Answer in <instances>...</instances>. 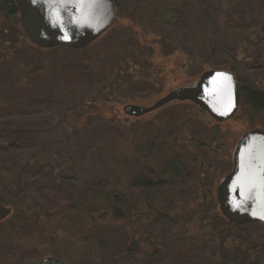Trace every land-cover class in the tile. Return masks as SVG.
<instances>
[{
  "label": "rangeland",
  "instance_id": "374dc122",
  "mask_svg": "<svg viewBox=\"0 0 264 264\" xmlns=\"http://www.w3.org/2000/svg\"><path fill=\"white\" fill-rule=\"evenodd\" d=\"M140 1L142 0H119L118 21L95 42L94 48L92 46L83 52L79 51L80 53L66 49L41 52L30 47L19 48V39L22 37L20 25L4 24V20L0 17V45L7 43L21 49L14 51V59L0 58V129L5 128L11 132L12 138L8 139L5 147L15 145L14 148L17 150L16 156L14 154L9 157L8 162L0 159L2 185L9 186L15 183V179H20L18 163L31 158L30 165L35 168L34 170L40 169L46 172V169L41 167L46 165L47 170L52 172L39 176H51L54 180L73 177L75 182L72 188L75 190L89 186L88 178L83 176L84 164L91 150L94 151V148L97 150V146L101 144L103 133L98 127L103 119L85 116L83 111H86L106 115L110 118L104 120L106 123L120 125V128H116L113 145L115 151L110 156L111 162L100 167L98 164H101V161L93 163L94 168L98 167L97 177L99 179L107 177L115 191H125L126 184L132 181L131 172L140 169V164L144 163L143 160L142 163L133 161L139 151V142L142 138H145L146 145L157 136H161L162 139L181 138L184 134L186 139L194 137L200 142H211L216 139V145L219 144L221 147L218 148L219 154L203 151L196 155L197 160L203 162L206 173L200 179L193 176L195 183L188 186L185 182L183 187L186 190L190 187L192 192L194 189L202 192L206 188L207 194L212 193V197L210 195L207 197V209L215 211L212 207L214 204L220 213L216 204L215 190L218 180L231 168L233 143L247 129L255 126L264 129V107L255 111L240 99L241 105L237 114L223 123H216L194 104L181 101H172L139 118L126 116L123 112L125 103L150 105L170 89L187 85L203 70L212 68L207 65L205 58L200 59L198 53L193 52L191 41L186 45L181 44L172 48L165 42L158 41L160 38L156 28H153V25L151 28L148 27L147 18L140 23L136 32H132L130 25L125 24L123 19L132 22L139 20V13L143 11L142 6L138 5ZM144 17H146L145 12ZM221 19L225 20L226 15L221 16ZM222 20L220 23H223ZM142 36L146 37V41ZM153 39H156V42H151ZM188 45H191V49L187 48ZM157 50L161 51L166 61L162 62V66L158 67L155 73L156 69L150 68L149 58L152 59L153 65H160L153 61L154 57H150L151 53L144 54V51H152L154 54ZM83 57L92 60L98 57L102 59L111 70H115L116 78L126 82L125 87L116 90L113 97L111 92L101 94L97 92L102 85L95 86V79L92 80L96 72L93 70L95 66L93 69L84 68ZM119 58L130 60L128 63L121 62L117 67L120 72H117L116 64L119 61L115 59ZM251 62L254 64L253 61L246 64ZM136 69L138 71L134 72ZM251 70L245 71V74L240 66L234 73L247 82V76L255 72ZM79 74L84 76L83 80L77 78ZM253 86L264 96V77H260L259 82L254 81ZM139 89L142 90L138 91ZM99 98L108 101L101 104ZM169 110L182 114L179 124L177 119H173L174 117L170 119L166 115ZM164 153L165 149L160 152L153 150L151 155L146 153L147 160L150 161V164L146 163V165L157 166V158ZM140 157H137L138 161L141 160ZM183 161L187 162V160ZM43 162L45 164L41 165ZM59 172L63 173V177ZM22 179L27 182L26 179ZM47 188L48 185L47 187L37 185L29 193L28 199L21 200L17 197L12 214L15 216L0 222V230H4L0 245H14L20 251H24L25 257L20 256L19 259L21 262L30 264L31 261L50 253H58L59 256L62 254V259L71 264H84L83 261L87 263L92 249L81 246V237L90 233L88 227L91 224H88L90 217L92 221L94 220L96 229L102 228L107 232L106 234L121 239L122 229L118 224L120 222L115 223L105 209L90 213L87 220L83 218L76 222L73 218L72 221L63 222L61 212L64 207L60 204L62 197ZM16 196L17 193L13 190L8 201ZM28 210H32L30 215L25 214ZM37 214L42 219L36 224L39 229H31L23 218ZM223 224L224 222L219 220L215 225L216 228L211 230V233L207 232V238L198 242L192 237L193 243L186 246L176 237L169 236L167 241L163 239V235L158 237L161 254L156 264L161 258L162 264H216L217 258L221 257H226L229 260L228 264H236L235 261L238 264H250L251 260L258 256L254 250L264 246V225L252 224L224 229ZM151 232L156 235L154 237L156 240L159 232L155 229H151ZM218 233L220 238L216 236ZM197 236L201 237V235ZM165 242L168 243L167 246L169 245L167 249ZM224 243L227 250L224 249ZM235 255L237 260H234ZM260 262L264 264L263 260ZM135 263L143 264L141 261L133 264Z\"/></svg>",
  "mask_w": 264,
  "mask_h": 264
},
{
  "label": "trees",
  "instance_id": "16d2710c",
  "mask_svg": "<svg viewBox=\"0 0 264 264\" xmlns=\"http://www.w3.org/2000/svg\"><path fill=\"white\" fill-rule=\"evenodd\" d=\"M115 1L119 11V0ZM138 5L142 6L143 9L139 13V20L134 21L132 19V22L127 21L126 18L123 19L125 24L130 25L132 32H136L140 23L147 18L148 27L151 28L153 25V28H156L157 35L160 38L158 41L165 42L171 48L179 47L181 44L186 45L191 41L193 52L198 53L200 59L205 58L207 65L213 68H224L237 72L241 66L244 73L252 69L251 71L255 72L247 76V82L237 76L241 101L255 111H259L264 107L263 94L255 90L253 86L254 81L255 83L259 82L260 77H264V0H142ZM144 12L146 17H144ZM223 15H226L225 20L221 19ZM0 17L4 20V24L20 25L14 0H0ZM221 20L223 23H220ZM116 21H118V18L113 23ZM21 34L19 48L30 47L41 52H54L60 49L70 50L65 47L39 49L29 43L22 29ZM95 46L94 42L83 49L75 51L83 52ZM19 48L16 45L1 44L0 58L14 59V51L21 50ZM187 48L191 49V45H188ZM146 52L151 53L150 57H154L153 61L158 62L160 65H153L152 59L149 58L150 68L156 69V73L158 67L162 66V62L166 61V58L164 59L160 50H157V53L154 54H152V51H144V54ZM115 60L119 61L116 64L117 68L121 62L122 64L124 61L128 63L130 59L119 58ZM250 61H253L254 64L252 62L246 64ZM82 62L85 65L84 68L93 69V66H95L93 70H96V72H94L92 80L95 79V86L102 85V88L99 87L100 89L97 90L100 94L111 92L113 97L117 92L116 90H122L125 87L126 82L116 78L115 70H111L99 57L94 58V60L83 57ZM199 67H201V64H199ZM247 68L249 69L247 70ZM137 71L136 69L134 72ZM117 72H120L118 68ZM78 77L80 80L84 79L83 75L79 74ZM139 78H141L140 75ZM99 100L101 104L108 101L103 98H99ZM83 113L85 116L90 115L91 117L103 119L98 127L103 133L101 144L97 146V150L95 148L94 151L91 150L84 164L83 176L88 178L89 186L73 189L74 178L63 177L62 172H59L63 178L57 181L58 184L56 183L57 179L54 180L51 176H39L46 172H52L47 170L46 165L41 166L46 169V172L40 171V169L34 170L35 168L30 165V158L29 160L26 159L25 162L22 161L23 163H18L20 179H15V183L9 186L0 183V202L11 206L14 210V201H17V197L26 200L35 186L44 185V187H47L48 185L47 190L62 197L60 204L64 207L61 212L63 222L72 221L73 218L76 222L81 221L83 218L87 220L90 213L92 214L96 210L105 209V211H108L115 223L120 222L118 224L122 229L121 239L114 237L115 235H112V237L106 234L107 232L102 228L96 229L94 220L92 221L90 217L88 219V224L91 223L90 226L88 225L90 233L84 234L83 238L81 237V246L92 249L89 260L87 263L83 261L84 264H133L137 261H141L143 264H148L147 262L156 264L158 256L161 254V243L158 241V237L162 235L165 241L168 240L169 236L179 238V241L186 246L192 244L193 239L199 242L207 238V232L211 233V230L213 231L216 228L215 225L219 220L224 222V229L246 226L235 225L226 221L216 210L214 204L212 207L215 211L207 209V197L209 195L212 197V193L207 194L206 188L202 192L195 189L192 192L190 187L187 190L183 187L185 182L188 186L195 183L193 176L200 179L206 173L203 162L198 161L196 155L203 151L219 154L218 148L221 147L219 144L216 145V139L211 142H200L194 137L186 139L184 134L181 135V138L166 137L162 139L161 136H157L146 145L145 138H142L139 142V151L133 161L142 163L143 160L144 163L140 164V169L131 172L132 181L126 184L125 191H115L114 186L112 187L109 184L107 177L100 179L97 177V168L109 161L111 162L110 156L115 151L113 145L116 128H120V125L106 123L104 120L110 119L106 115L86 111H83ZM166 115L170 119L173 117V119H177V124H179L178 122L182 117V114L177 113L175 110H169ZM7 136L10 137L7 138ZM10 138H12L11 132L1 128L0 159L7 162L9 161L8 158L14 156L17 152L14 144L13 147L11 145L5 147ZM161 147L165 149V153L157 158V166H147L146 163L150 164V161L147 160L146 153L151 155L153 150L160 152L163 150ZM141 149H143L142 153ZM90 155L93 156L90 157ZM136 156H141V160L138 161ZM156 156L158 155L156 154ZM183 160H187V162ZM94 161L97 163L101 161L102 163L94 168ZM44 164V162L41 163V165ZM22 178L26 179L27 182ZM13 190L16 191L17 196L8 201L9 195L13 194ZM47 207L51 208L50 205H47ZM31 212L32 210H28L25 214L30 215ZM12 214L8 218L15 216V214ZM23 219L31 229H39L36 224L41 219L40 215L28 216ZM18 228L22 227L18 226ZM220 228V232H222V227ZM151 229L159 232L156 240L154 238L156 235L151 232ZM197 235H201V237ZM216 236L220 238L219 233ZM192 237L194 238L191 240ZM185 240H188V242H185ZM167 244L164 243L166 249L169 246ZM226 248L224 243V249ZM229 248L232 250L231 247ZM254 251L258 256L251 260L250 264H262L260 260L264 261V246ZM60 255L62 256V254ZM161 260L157 264H162ZM234 260H237L236 255ZM235 262L238 264L237 261ZM228 263L229 260L226 257L217 258L216 264Z\"/></svg>",
  "mask_w": 264,
  "mask_h": 264
},
{
  "label": "water",
  "instance_id": "95a60500",
  "mask_svg": "<svg viewBox=\"0 0 264 264\" xmlns=\"http://www.w3.org/2000/svg\"><path fill=\"white\" fill-rule=\"evenodd\" d=\"M21 26L40 48H82L100 36L115 18L113 0H15ZM239 90L233 74L208 69L192 83L170 90L149 106L128 103V116H141L173 100H189L216 122L228 119L238 108ZM232 169L221 178L216 199L222 215L236 224H264V131L251 129L236 142ZM11 208L0 203V220ZM35 264H67L47 256Z\"/></svg>",
  "mask_w": 264,
  "mask_h": 264
},
{
  "label": "flooded vegetation",
  "instance_id": "af4514ba",
  "mask_svg": "<svg viewBox=\"0 0 264 264\" xmlns=\"http://www.w3.org/2000/svg\"><path fill=\"white\" fill-rule=\"evenodd\" d=\"M3 232H4V230L1 229L0 230V239L3 237V235H2ZM27 254H29V253L27 252ZM48 255H51V253ZM20 256H22L24 258L25 252L20 251L18 247L14 246V245H12V246L4 245V244L0 245V264H25L24 262H21L19 260ZM36 261L37 260H33L30 262V264H34V263H36Z\"/></svg>",
  "mask_w": 264,
  "mask_h": 264
},
{
  "label": "bare ground",
  "instance_id": "6f19581e",
  "mask_svg": "<svg viewBox=\"0 0 264 264\" xmlns=\"http://www.w3.org/2000/svg\"><path fill=\"white\" fill-rule=\"evenodd\" d=\"M58 180H56V183L58 184V182H57Z\"/></svg>",
  "mask_w": 264,
  "mask_h": 264
}]
</instances>
